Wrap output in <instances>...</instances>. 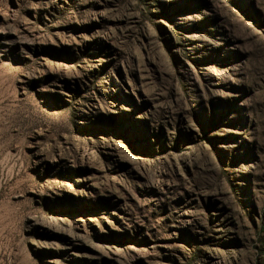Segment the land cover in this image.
I'll use <instances>...</instances> for the list:
<instances>
[{"label":"rangeland","instance_id":"374dc122","mask_svg":"<svg viewBox=\"0 0 264 264\" xmlns=\"http://www.w3.org/2000/svg\"><path fill=\"white\" fill-rule=\"evenodd\" d=\"M0 264H264V0H0Z\"/></svg>","mask_w":264,"mask_h":264}]
</instances>
